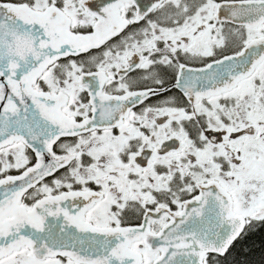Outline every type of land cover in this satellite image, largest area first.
Listing matches in <instances>:
<instances>
[{
    "label": "snow or ice",
    "instance_id": "6c2138e0",
    "mask_svg": "<svg viewBox=\"0 0 264 264\" xmlns=\"http://www.w3.org/2000/svg\"><path fill=\"white\" fill-rule=\"evenodd\" d=\"M0 264H264V0H0Z\"/></svg>",
    "mask_w": 264,
    "mask_h": 264
}]
</instances>
